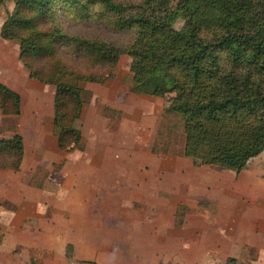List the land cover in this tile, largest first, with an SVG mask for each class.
<instances>
[{"label": "trees", "instance_id": "1", "mask_svg": "<svg viewBox=\"0 0 264 264\" xmlns=\"http://www.w3.org/2000/svg\"><path fill=\"white\" fill-rule=\"evenodd\" d=\"M12 2L0 37L18 43L29 77L54 86L60 150L84 148L76 122L91 92L79 83H104L126 54L130 92L167 97L162 126L171 133L180 122L183 156L237 174L264 151V0ZM90 25L124 37L79 29ZM20 107V94L0 82L2 114ZM23 148L18 133L0 138V169L18 170Z\"/></svg>", "mask_w": 264, "mask_h": 264}, {"label": "crops", "instance_id": "2", "mask_svg": "<svg viewBox=\"0 0 264 264\" xmlns=\"http://www.w3.org/2000/svg\"><path fill=\"white\" fill-rule=\"evenodd\" d=\"M22 67L18 59V54L12 56V53H0V82L17 91L21 97V107L18 115H4L0 110V138L9 137L18 133L22 137L24 146L22 162L18 170L0 169V234L2 235L0 241V264H6L7 262H9L8 264L10 262H26L24 258L29 255V250L32 251L34 248L44 249V247L47 248L46 254L42 253V255H46L44 264H82V258L71 256V252L70 254H66L64 250H54L57 246L65 244L62 233L68 229L66 213L69 205L73 202L75 203L77 201V204H79V214L82 216L83 212L85 214L90 213L89 210L93 212L91 204L95 201L100 203L99 206L102 204L111 206L128 204V206L133 207L132 204L137 201L149 203L150 205L154 204L152 207L140 209L141 211H138V213L145 215L149 212L156 216L163 214V210L161 209V195L167 193L173 197V194L178 192L177 189L179 186H182L181 180L183 178L179 177L177 173L184 170L182 169L185 167L184 165H187L184 170L187 175L184 178L189 180L187 183H184L186 185L185 188H190L188 184H194V172L192 171L189 174L187 169V167H190L191 170L195 169L192 165L193 161L185 156H182V158H171L167 156L165 158L151 157L142 159L135 158L133 160L127 158L119 160V158H115L119 157L116 153L108 155L109 140L107 142V138L104 139L103 135L105 134L104 130H107V121L111 119V117L108 118L107 111L104 110V106L109 105V100L103 106L94 102L93 95H91L88 102L84 103L76 125L78 127V122L81 123L83 119H86L85 123L88 124L92 132L90 135L95 140L94 145H88L87 134L83 129L78 127L84 139V148L82 150L72 149L67 152L60 150L57 137L53 133V115L47 122L43 123L31 112L28 128L29 134L34 136L35 148L33 149L34 157L32 161L26 163L27 147L25 137L21 131L23 95L20 87L34 86L42 88L51 87L52 85L41 83L29 77L28 72ZM82 83L101 85L94 82H80V86L87 90L90 89L83 86ZM47 91L51 90L47 89ZM134 95L137 96L133 97L140 99H157L150 98L157 96L145 94ZM33 96V101H37L36 94ZM159 98L163 99L165 97ZM101 99L102 102L106 100L105 98ZM166 104L164 101L161 102V115ZM87 107L91 108L89 116H86ZM11 117L18 118L16 127L13 124L11 126L9 124L2 126V123L10 121ZM126 118L122 114L120 125L123 124L122 122ZM154 119L156 121L151 132V143L138 144L139 147L145 150L146 147L152 149L153 143L156 140L159 123L157 124V118ZM118 128L121 133L123 128ZM41 136L47 137L46 142H49L48 146L50 147L43 145ZM53 164H60L62 167L58 178H54L49 174L48 169ZM203 166L210 167V165ZM40 167L47 170L48 174L41 179H37L35 173L37 168ZM244 169L238 173L233 183L235 191L242 185L241 188L237 189V192L241 190L237 197L245 201L240 206V210L234 212L235 229H233V232L228 229L226 220L220 212L217 219L205 220L203 218L201 220L197 217L199 221L194 222L192 220V223L188 219L191 217L189 211L186 213L179 212V214L186 216V218L184 223H181L178 227L179 230L176 229L175 231L179 233H182V231H191L192 236L198 234L199 237H202L201 240L197 237L200 243L199 246L202 249H210L203 250L205 254L208 252L204 257L208 258V255H210V259L208 258L209 261L206 262L205 259V263H216L213 258L220 260L219 253L221 252L224 256V259L222 258L221 260L222 264H227L229 257L234 259L239 257L238 259L240 261H244L246 255L243 254L246 253L248 255L250 252H256V256L250 257L249 263L247 261L248 264L264 263V178L258 175H248L245 177L243 176ZM66 172H73L71 174L72 176ZM206 179L208 180V178ZM206 179L204 177L199 181L205 182ZM73 183L75 187L72 188L71 186V189H73L76 199L73 202H68V192L70 191L68 190V185ZM57 188L60 191L56 192ZM84 199L86 200L84 201ZM130 209L128 208L131 215L132 213L134 215L137 214L135 209ZM129 211H127V214ZM176 214L177 206L174 205L172 206L173 217ZM59 216L60 218H58ZM61 217L63 218L62 222ZM137 218L126 219V225L123 230H133L136 226L144 227L151 223L155 226L154 229L156 232H162L164 228L161 224L162 220L159 219V222H157V217L149 220ZM81 220V223L73 226L75 230L93 231V226L90 228L91 224L86 223L88 219L83 218ZM118 227L113 226L112 228L111 225L107 229L115 230ZM144 237L145 235L141 236L142 240H152L149 237ZM155 237H157V234ZM86 243L98 244L93 239H87ZM70 245L71 243L67 246ZM192 249L195 250L193 247L191 249L190 247L186 248L187 251L190 250V253L193 251ZM258 252L259 255H257ZM5 256L6 258L4 259ZM67 256H71V258H67ZM55 257L58 258L56 259Z\"/></svg>", "mask_w": 264, "mask_h": 264}, {"label": "rangeland", "instance_id": "3", "mask_svg": "<svg viewBox=\"0 0 264 264\" xmlns=\"http://www.w3.org/2000/svg\"><path fill=\"white\" fill-rule=\"evenodd\" d=\"M12 8V0H4V2L0 4V27ZM179 25L180 23L177 24V26ZM79 29L86 31H105L101 27H95L92 25L81 26ZM105 32L106 33L104 34L111 38L121 39L124 37L119 33H113L110 31ZM7 41L8 40L5 41L0 37V53H12V56H16L18 54V43L15 41ZM129 63L130 57L126 54H122L112 76L106 83L101 85L82 83L83 86L91 90V95L94 96V102L97 104L104 106L109 100V105L104 106V110L107 111V116H109L108 118L111 117V119L107 121V130H104L105 134L103 135L104 139L107 138V142L109 140V148L107 149L108 155L116 153L119 157L115 158H119V160L127 158L130 160L151 157L165 158L167 156L171 158H182L184 137L181 131L180 122L177 119H173L178 125V128L176 126L171 133H168L162 126L164 119L161 115V102L164 101V103H167V97L163 99H160L159 97H150L157 98L158 100L133 97L137 95L130 93L132 75L129 71ZM53 88L54 87L52 86L42 88L34 86L20 87L23 95V119L21 122V131L25 137L27 147L26 163L32 161V158L34 157L33 149L35 148L33 140L34 136L29 134L28 128L31 112L34 113L43 123L50 119L53 115ZM47 89H50L51 91H47ZM34 94L37 96V101H33ZM101 98H105L106 100L102 102ZM90 111L91 108L87 107L86 116H89ZM122 114L123 117L127 118L124 119L122 122L123 124L120 125ZM154 118H157V124L159 123L158 130L162 131L163 134L160 139L155 140L152 149L146 147L145 150L144 148L139 147L138 144L151 143V132L154 122L156 121ZM85 120L86 119H83L81 123L78 122V127L83 129L87 134V142L88 145L91 146L94 145L95 140L90 135L92 132L90 131L88 124L85 123ZM16 121L18 123L17 117H11L10 121L3 122L2 126L8 124L11 126L13 124V126L16 127ZM118 127L123 128L121 133L119 132L120 130ZM41 138L43 139V145L48 146L49 142H46L47 137L41 136ZM192 161V165L195 169L191 170L190 167H187V169L189 174L192 171L194 172V184H188L190 185V188H185L186 185L184 183H187L189 180L184 178L187 175L184 171L187 165H184L185 167L182 168L184 170L177 173L179 177L183 178V180H181L182 186H179L177 189L178 192L174 193L173 197L167 193L161 195L162 215L154 216V214H150L149 212L145 215L143 213H138V211H141L140 209L144 207H152L154 204L150 205L149 203H141L137 201L132 204L133 207L128 206V204L122 206L102 204L99 206L100 203L95 201L91 204L93 212L91 210H89L90 213L85 214L83 212L82 216L79 214V204H77V201H75V203L73 202L76 198L71 186L74 188L75 184L68 185V190H70L68 192V202H73L74 204L72 203L69 205L66 213V224L68 229L62 233L65 244L57 246L54 250H64L66 251V254H70L71 252V256L82 258V264H209L205 263V259L206 262H208L210 255H208V258L204 257L208 252L205 254V251L203 252V250L210 249H202V247L199 246L200 243L198 238L201 240L202 237H199L198 234L192 236L191 231H182V233L175 231L181 223H184L186 218V216L179 214V212L186 213L189 211L191 217L188 219L191 223L192 220L194 222L199 221L197 217L201 220L203 218H205V220H211L213 218L217 219L220 212L226 220L228 229L233 232V229H235L234 212L239 211L240 206L245 201H242L237 197L241 192V190L237 192V189L241 188L242 185L239 186L236 191L234 190L233 183L235 182L238 173L236 174L234 171L220 166L205 167L197 160ZM61 168L60 164H53L48 169L49 174L54 178H58ZM244 168L243 176L258 175L259 177L264 178V151L259 155L250 158ZM48 171L42 167L37 168L35 176L37 179H41L42 177L47 176ZM66 173L71 175L73 172ZM204 177L205 179L208 178V180L206 179L205 182H200ZM58 191L60 190L57 188L56 192ZM85 200L86 199H84V201ZM156 203H158V201H156ZM174 205L177 206V214L175 217L172 215V206ZM128 208L129 210H131L130 208L135 209L137 214L134 215L132 213L131 215ZM119 209L123 212L121 213ZM127 211H129L128 214ZM136 217L141 220H149L153 217H157V222H159V219L162 220L161 224L164 228L162 229V232H156L154 229L155 226L151 223L144 227L134 226L135 228L133 230L125 229L124 231L123 228H125L126 225L125 220L129 218L135 219ZM58 218H60V216ZM83 218L88 219L86 220V223L91 224L90 228L93 226V231H77L74 229L73 226L81 223V219ZM62 220L63 218L61 217V222ZM111 225L112 228L113 226L119 227L115 230L107 229V227ZM156 234L157 237H155ZM142 235H145L144 238L149 237L152 240H142ZM87 239L96 240L98 244H87ZM70 243L71 245L67 246ZM187 247H190V249L193 247L195 250L192 249L193 251L190 253V250H186ZM46 251L47 248L45 247L44 249L34 248L32 251L29 250V255L24 258V261L26 262H10V264H44L46 255L44 256L42 253L46 254ZM219 255L221 257L220 260L213 258L216 262L214 264H222L221 260L222 258L224 259V256L222 255V252L219 253ZM243 255H246L244 261H240L238 259L239 257L237 259L233 258V264H248L249 258L256 256V252H250L248 255L244 253ZM257 255H259V252ZM71 256H67V258H71ZM5 258L6 256L4 259ZM52 258L54 259V257ZM55 258L57 259L58 257ZM8 263L9 262L6 264Z\"/></svg>", "mask_w": 264, "mask_h": 264}]
</instances>
